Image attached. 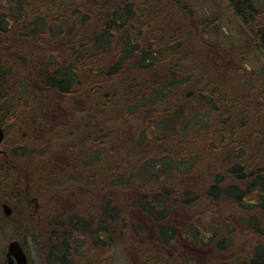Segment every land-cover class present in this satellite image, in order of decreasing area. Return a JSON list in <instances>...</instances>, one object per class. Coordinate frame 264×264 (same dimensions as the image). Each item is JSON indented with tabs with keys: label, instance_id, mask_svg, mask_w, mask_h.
I'll return each mask as SVG.
<instances>
[{
	"label": "trees",
	"instance_id": "16d2710c",
	"mask_svg": "<svg viewBox=\"0 0 264 264\" xmlns=\"http://www.w3.org/2000/svg\"><path fill=\"white\" fill-rule=\"evenodd\" d=\"M174 1L0 0V204L27 207L4 220L22 219L45 264H94L121 246L132 256L137 237L144 264L178 241L213 250L211 264H264L255 83L241 66L216 79L191 56L198 40L169 43L158 21L180 15ZM38 193L55 208L63 198L43 223Z\"/></svg>",
	"mask_w": 264,
	"mask_h": 264
},
{
	"label": "rangeland",
	"instance_id": "374dc122",
	"mask_svg": "<svg viewBox=\"0 0 264 264\" xmlns=\"http://www.w3.org/2000/svg\"><path fill=\"white\" fill-rule=\"evenodd\" d=\"M65 1V0H63ZM51 8L55 7L56 0H50ZM206 14V11L201 10L199 11V15L204 16ZM219 14V13H218ZM221 14L225 15L224 12ZM190 18V20H193V17L191 16V13H180L179 16H177V13H171V17L166 19L165 23L162 24L160 20L158 21L159 25H163L164 28L168 30V32L172 33V39L169 40L170 44L178 43L182 45V48L184 47L186 36L191 40H198L199 45L198 49L191 52V56L194 58H204V60H208L211 66L213 67V71L211 75H213L218 80H224V81H234L237 79L240 75L244 74L246 72V77L253 78V83H255V90L253 93H250L249 100L247 101V108L249 112L252 115H260V117L264 120V55H252V57H248L243 60H236L241 54V52L245 49L247 44L243 36L247 37L246 35V27L245 24L240 21L239 26L236 28L239 34L242 36L239 39L238 37L236 39H233L231 41L225 40L226 38H222L221 36L217 39H214L207 35L206 37L202 36V32H199L197 29L193 27V25L188 22L186 19L183 18V16ZM203 18V17H202ZM60 22L57 21V24ZM226 31H229L228 28H224ZM249 36V35H248ZM238 40V41H235ZM248 42V41H247ZM218 43H222V45H218ZM215 44V46H214ZM250 49H255V52H262L264 51L261 46L258 45L256 42L248 43ZM263 47V46H262ZM183 51H186V47H184ZM164 56H167L163 52ZM216 55H219L218 57ZM211 56V57H210ZM230 57V58H229ZM241 61V62H239ZM231 63V64H230ZM237 64L236 71H234L232 68V64ZM239 66L243 67L244 69L241 70L240 75L237 73L240 71ZM251 69V70H250ZM222 84V83H221ZM252 92V91H251ZM262 101L261 106H257L258 101ZM208 145L211 143L208 141ZM200 147L203 148L204 144H200ZM0 150L2 151L3 155V147H0ZM212 156V154H211ZM35 156H32L34 158ZM57 157H49V161H46V163H52L51 161H56ZM23 185L25 186V182L22 180ZM62 183L64 181L61 180ZM22 185V184H21ZM38 198L35 197V211L37 213V220L41 221V217L43 215L45 216H52L54 213L58 212L59 209H61L62 203H59L60 200H63V198L56 199L57 208L56 206L52 205V202L50 199H48V196H46L43 193L37 194ZM5 197H8V194H5ZM34 199V200H35ZM11 206V205H10ZM9 206V207H10ZM14 211L15 214L19 213L18 216L24 218L25 214L27 213V210L23 204H18L16 207H10ZM59 208V209H58ZM44 211V212H43ZM136 218V216H135ZM139 218L142 219L141 216ZM21 218L14 217L13 219H9L8 221H5L3 218L2 211L0 209V252H3L5 254L6 246L10 241H17L18 238L24 239V246L23 249L27 255V258L29 260V264H45V252L43 251V254H39V250H36L35 244L32 241V239L29 236L23 237V234L25 232V224H21ZM4 220V221H3ZM144 222V220H143ZM43 223V221H41ZM133 223H131L132 225ZM43 227V225L41 224ZM40 226V227H41ZM133 226V225H132ZM232 236L234 239H236V233H233ZM39 237V235H38ZM149 239L152 241L154 240L153 237L149 234ZM238 238V236H237ZM139 245L141 247L134 245L132 248V251L130 254L132 256H129L126 253V250H124L121 247L114 249V251L111 252H95V256H89L92 258V261L94 264H97V261H103L107 264H144L148 257L144 256L146 250H144L147 245L146 243H143V238H138ZM142 242V244H141ZM39 243H43V239L40 236ZM124 242L122 243V245ZM125 244L126 240H125ZM185 245V246H184ZM183 245V241H178L175 244H171L168 247H162L160 255V264H192L191 262H194L193 264H211V254L213 250H206L205 254H202L203 252L198 249L195 246H192L189 242ZM126 246V245H125ZM124 246V247H125ZM129 246V244H128ZM89 247V245H88ZM128 249V248H126ZM140 249L142 251V254L140 253ZM191 249V250H190ZM43 250V249H42ZM204 251V250H203ZM157 251L155 250V253ZM87 255L90 253L86 252ZM83 253H81L82 255ZM146 257V261H144ZM157 257V256H156ZM183 257V259H181ZM85 260H79L75 259V263L80 264L82 262H86ZM74 263V264H75Z\"/></svg>",
	"mask_w": 264,
	"mask_h": 264
},
{
	"label": "flooded vegetation",
	"instance_id": "af4514ba",
	"mask_svg": "<svg viewBox=\"0 0 264 264\" xmlns=\"http://www.w3.org/2000/svg\"><path fill=\"white\" fill-rule=\"evenodd\" d=\"M174 2H176V6L180 12L191 13L193 20L185 17V15L183 18L190 22L199 32H201L200 28L203 25H206L208 28H220L223 33L214 36V31L211 34L213 40L220 36L231 42L236 37L238 39L241 38L242 36L236 28L239 26L240 21H242L247 29L246 34L249 36H243L248 41H245L247 46L239 55L241 58L236 57V60L244 61V59L252 57V55H264V51L255 52V49H250L248 44L256 42L264 50V0H176ZM201 10L206 11L204 16L199 15V11ZM222 12L225 15L221 14ZM203 22L205 23L203 24ZM224 28H228L229 31H226ZM218 45L221 46L222 43H218ZM216 56L218 57L219 55ZM235 66L237 67L236 63L232 64L234 71H236ZM261 104L262 101L260 102L259 100L257 106H261Z\"/></svg>",
	"mask_w": 264,
	"mask_h": 264
},
{
	"label": "water",
	"instance_id": "95a60500",
	"mask_svg": "<svg viewBox=\"0 0 264 264\" xmlns=\"http://www.w3.org/2000/svg\"><path fill=\"white\" fill-rule=\"evenodd\" d=\"M3 139H4V133L2 129L0 128V145L3 142ZM2 211L5 217L10 216L11 214V209L5 204L2 205ZM5 257H6L8 264H27L28 263L26 254L24 253L19 243L16 241H12L7 245V252H6Z\"/></svg>",
	"mask_w": 264,
	"mask_h": 264
}]
</instances>
